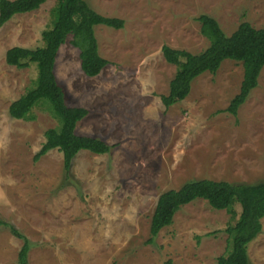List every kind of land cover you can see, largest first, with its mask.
Segmentation results:
<instances>
[{"label": "rangeland", "instance_id": "374dc122", "mask_svg": "<svg viewBox=\"0 0 264 264\" xmlns=\"http://www.w3.org/2000/svg\"><path fill=\"white\" fill-rule=\"evenodd\" d=\"M85 1L124 21L119 29L93 28L108 63L98 75H85L68 35L54 74L67 105L88 110L75 132L102 139L110 149L79 151L67 172L57 149L34 161L44 131L58 122L44 98L31 120L9 115L10 103L34 86L37 68L11 66L5 52L43 46L41 33L51 27L57 0L15 14L0 26V218L29 240V264H216L233 223L226 210L195 199L154 244L146 243L150 218L161 192L188 181H264V66L236 115L222 111L243 77L241 62L232 59L214 74L197 76L189 94L165 108L160 95L168 92L176 66L161 47L203 51L209 40L200 32L201 14L215 18L226 35L242 21L264 27V0ZM261 223L247 245L250 264H264V217ZM22 243L0 226V264H18Z\"/></svg>", "mask_w": 264, "mask_h": 264}, {"label": "trees", "instance_id": "16d2710c", "mask_svg": "<svg viewBox=\"0 0 264 264\" xmlns=\"http://www.w3.org/2000/svg\"><path fill=\"white\" fill-rule=\"evenodd\" d=\"M46 1L0 0V26L15 14L33 11ZM54 9L55 18L51 27L41 33L43 46H12L5 52L7 64L27 68L34 63L37 68L34 86L10 103L8 113L14 119L31 120L33 107L40 99H47L58 124L44 131L45 140L33 159L37 161L51 149H57L62 154L63 167L67 172L79 151L103 154L109 151L110 146L102 139L75 132L77 123L88 114V110L67 105L63 88L54 74L58 50L67 36L71 35L70 43L79 49L82 71L89 77L96 76L108 61L98 52L94 26L104 24L119 29L123 27L124 21L96 12L85 0H57L55 12ZM197 21L201 34L209 40V45L203 51L193 54L166 44L161 47L164 59L175 65L176 69L169 81L168 92L160 95V101L165 108H169L183 100L197 76L204 72L214 74L223 60L232 59L241 62L243 77L238 93L222 111L236 115L239 106L256 87L264 66V27L256 28L242 21L230 35H226L217 20L210 15L201 14ZM198 198L207 201L214 209L226 210L233 221L225 229L227 246L225 252L217 257L216 264H250L247 245L262 229L264 181L234 184L203 178L161 192L150 218L146 243L154 244L159 232L172 224L175 213L183 205ZM237 205L240 207L239 212L236 210ZM0 226L8 227L14 236L23 240L17 260L18 264H29L30 243L27 237L2 218ZM163 264H172V261L167 259Z\"/></svg>", "mask_w": 264, "mask_h": 264}]
</instances>
